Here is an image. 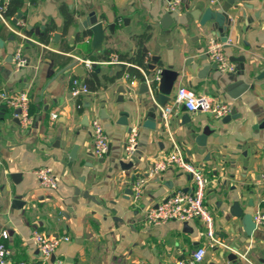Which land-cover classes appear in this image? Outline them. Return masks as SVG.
I'll list each match as a JSON object with an SVG mask.
<instances>
[{"label": "crops", "instance_id": "0c3cea01", "mask_svg": "<svg viewBox=\"0 0 264 264\" xmlns=\"http://www.w3.org/2000/svg\"><path fill=\"white\" fill-rule=\"evenodd\" d=\"M10 1L0 0V5ZM224 1L183 0L170 12L169 0H22L18 14L7 18L26 38L0 21V95L26 92L32 115L23 128L16 110L0 97V243L10 250L8 264H179L202 246L207 251L198 264H264V227L248 236L241 219L231 213L236 201L248 213L264 210V0L237 1L228 11L224 44H229L225 51L235 71L226 73L206 52L212 41L223 43L221 37L212 22L200 23L207 7L220 9ZM91 12L106 27L101 48H93L89 28H80ZM69 18L73 22L66 27ZM143 34L149 35L142 47L147 70L129 61L139 55L138 37ZM20 48L29 63L16 69L13 55ZM115 56H126L123 61L129 65L103 63ZM78 57L100 63L89 71ZM122 65L130 71L116 77ZM163 68L180 73L165 106L185 86L228 102L235 113L215 118L176 106L164 123L156 117L157 128L145 127L154 101L151 93L141 91L142 74L153 77ZM92 73L99 78L97 88L74 97L73 79L80 75L88 84ZM230 73H236L234 80H229ZM238 80L253 88L233 99L227 86ZM120 86L127 92H120ZM122 116L128 125L119 123ZM98 117L110 143L109 153L99 158L91 129ZM135 125L138 147L126 158L124 144ZM209 126L206 145L198 144V134ZM176 145L211 181L204 200L223 243L219 247H208L199 219L186 228L179 220L157 226L144 220L148 208L192 188L191 177L176 166L153 171L155 162L169 157ZM121 160L133 161L134 167L124 169ZM44 165L54 168L58 189L40 186L36 171ZM137 179L144 183L138 203L126 194ZM77 188L81 195L75 203ZM84 190L96 201L82 196ZM16 198L20 203L14 205ZM36 229L70 237L55 261L39 255L32 241Z\"/></svg>", "mask_w": 264, "mask_h": 264}, {"label": "built area", "instance_id": "2783aa9c", "mask_svg": "<svg viewBox=\"0 0 264 264\" xmlns=\"http://www.w3.org/2000/svg\"><path fill=\"white\" fill-rule=\"evenodd\" d=\"M183 4V0H169L168 11L175 12ZM4 5H0V21L4 22L12 32L19 36H26L19 31L17 27L11 24L8 18L3 14ZM212 60L216 63L218 70L223 73L235 71V64L231 62L225 51V44L219 41H212L207 51ZM78 60L84 64L87 70H92L99 61H93L88 58L78 57ZM13 62L16 69H22L28 65V58L25 57L22 49H18L13 55ZM105 64H124L129 65L128 62L121 60L118 56L113 57L109 61L103 62ZM145 80L147 84H150L153 80H160V73L150 76L146 72ZM178 92L171 105L162 107L164 119L167 115L171 114L176 106L184 107L190 112H201L205 114H211L215 118H223L232 112L233 107L228 102H224L221 99L205 94H198L193 89H189L185 86H180ZM74 97H79L82 94L89 93V86L84 77L80 75L73 79L71 84V90ZM2 101L8 104L13 109H19L20 112H16L15 116L18 117L20 124L23 128L28 127L32 122V115L30 112V96L26 92L19 95H11L7 92L1 93ZM54 118H58V114H53ZM91 129L94 142V154L97 158L105 157L110 151L109 137L101 119L95 118L91 122ZM139 139V128L137 125L131 127L129 136L124 144L125 156L130 158L136 151ZM176 166L183 173L188 174L193 181V185L190 191H176L174 194L166 197L156 206L147 209L144 215V220L148 225L164 224L168 221L179 220L184 223H189L193 219H199L205 226V230L201 232L203 236L208 238V247H219L223 243L216 236L215 220L210 214L206 203L205 195L207 187L210 184V180L203 170L191 163L185 156L182 148L178 145L175 146L173 153L164 159H160L155 162L153 167L154 173H161L166 171L169 167ZM36 176L40 186L46 187L52 190H56L59 187V178L53 167L44 165L37 169ZM144 183L142 179H137L133 187V201L138 203L143 193ZM254 221L257 227H264V210H257L254 214ZM3 237L7 238V232H3ZM68 235H54L49 232L36 229L32 233V241L38 249L39 255L42 259L47 260L51 256L55 255L61 245L65 241H69ZM207 247L202 246L194 251L191 260H181L179 264H195L203 260ZM10 250L6 243H0V264L9 263ZM57 262V260H56ZM58 262H61L58 260Z\"/></svg>", "mask_w": 264, "mask_h": 264}, {"label": "water", "instance_id": "95a60500", "mask_svg": "<svg viewBox=\"0 0 264 264\" xmlns=\"http://www.w3.org/2000/svg\"><path fill=\"white\" fill-rule=\"evenodd\" d=\"M237 1H243V0H225L223 6L220 9L214 10L211 7H207L205 12L202 14L203 16L201 17V22H200L201 25L205 26L208 22H212L214 28L217 30V34L221 37V41L223 43H227L228 38H229L228 24L230 20H229L228 11L233 6L234 7L237 6L236 4ZM19 18H20V15H18L15 19H13L14 22L16 23ZM171 18H172L171 14L170 13L167 14L166 19L169 20ZM80 26L82 30H84L85 28H89L91 30L92 36H93L92 38L93 48L94 49L101 48L103 45V42L106 39V36H105L106 27L104 26L103 21H100L99 18H97V16L94 14V12H91L88 14L86 19L83 20ZM55 37H57V35ZM225 45L226 47L229 46V44H225ZM78 68H80L79 73L83 74L84 73L83 67L81 65H78ZM150 68L153 71L156 70L155 65H152V67ZM206 71H208L207 68H205L204 72ZM157 72L160 73V80L159 81L153 80L150 84H147V81L145 80V74L144 73L142 74L143 83L141 84V89L143 90L141 91H144L145 93H151L152 100L154 101L151 107V110L149 112V115L147 119L144 121V126L149 127L151 129L157 128L156 127L157 124L155 121L157 116L162 120V123L165 122L164 117H163L162 107H164L165 104L171 100L172 94L174 91L173 90L174 83L180 74L179 71H176L173 69L170 70L168 68L159 69L157 70ZM147 74L152 76V74L150 73H147ZM235 77H236V73L229 74V80H234ZM250 88H253V87L240 80L235 81L227 86V90L233 99L239 98L240 96H242V94L246 90ZM119 91L122 93L127 92L123 86L119 87ZM16 112H20V110L16 109ZM234 113H235V109L232 110V112L228 114L226 117H232ZM16 119L19 120L18 118ZM119 123L123 125H128L129 124L128 118L126 116H122L121 119L119 120ZM160 127L163 128L162 125ZM193 131L195 130L193 129ZM210 132H211L210 126L206 127L201 134H198L197 139H196L197 143L205 146L206 138L208 137ZM76 157L77 156L75 154H71V158L75 159ZM120 165L124 169H130L134 167L133 161L125 162V160H121ZM12 176L15 177L16 174H13ZM126 194H127V197L129 198L133 194V190H128ZM80 195H81V191L80 189L77 188L75 191V197L73 198V202L77 203L78 202L77 196H80ZM82 196H84L85 198L95 200L88 190H84L82 192ZM13 203L14 205H16L20 203V201L16 198L14 199ZM250 205H253V203ZM231 213L235 217H238L241 219L245 234L248 236H253V234L257 231L258 227L256 225V222L254 221L252 212H249V213L245 212V209L243 208L242 204L236 201L234 202V206L231 210ZM184 226L186 228L188 227V224L185 223ZM52 259L53 261H55V255L52 256ZM195 264H198V263H195Z\"/></svg>", "mask_w": 264, "mask_h": 264}, {"label": "trees", "instance_id": "16d2710c", "mask_svg": "<svg viewBox=\"0 0 264 264\" xmlns=\"http://www.w3.org/2000/svg\"><path fill=\"white\" fill-rule=\"evenodd\" d=\"M4 5V10H3V14L8 17V18H12L14 17L16 14H18L19 12V9L22 7L23 5V2L22 0H11L10 3L8 4H3ZM73 22V19L69 18L67 20V23H66V27H68L71 23ZM149 38V35H146V34H143L141 36L138 37V40H139V45H140V48H139V52H138V56L134 59H129V61L131 63H136V64H139L141 65L143 68H145L147 70V63L145 62V56L146 54H144L142 52V47H143V44H144V41L147 40ZM105 58H110L111 56L108 54V53H105ZM121 58L124 60L128 59L126 56H121ZM130 68H126L124 65H122V68L120 69V71L118 72V74L116 75V77H120L124 74L125 71H130L129 70ZM90 78H88V84H89V87L90 88H97V86L99 85V78L98 76H96L95 73H92L90 76ZM116 77H113V78H110L109 81L113 82Z\"/></svg>", "mask_w": 264, "mask_h": 264}]
</instances>
